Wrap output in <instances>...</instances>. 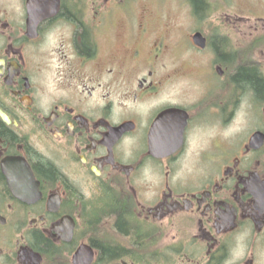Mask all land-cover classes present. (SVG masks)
Instances as JSON below:
<instances>
[{
  "label": "flooded vegetation",
  "instance_id": "af4514ba",
  "mask_svg": "<svg viewBox=\"0 0 264 264\" xmlns=\"http://www.w3.org/2000/svg\"><path fill=\"white\" fill-rule=\"evenodd\" d=\"M147 1L0 0V264H264V0Z\"/></svg>",
  "mask_w": 264,
  "mask_h": 264
},
{
  "label": "trees",
  "instance_id": "16d2710c",
  "mask_svg": "<svg viewBox=\"0 0 264 264\" xmlns=\"http://www.w3.org/2000/svg\"><path fill=\"white\" fill-rule=\"evenodd\" d=\"M197 10H202L204 6L203 0H192ZM236 81L242 85L251 86L258 96L264 95V84L253 70L241 69L236 75ZM115 207H121L114 203ZM107 206V205H106ZM98 212V211H97Z\"/></svg>",
  "mask_w": 264,
  "mask_h": 264
},
{
  "label": "rangeland",
  "instance_id": "374dc122",
  "mask_svg": "<svg viewBox=\"0 0 264 264\" xmlns=\"http://www.w3.org/2000/svg\"><path fill=\"white\" fill-rule=\"evenodd\" d=\"M138 3L139 4H144V3H149V2L147 0H138ZM172 4H173L172 2L164 1L162 5H165L167 9H171ZM240 137H242V136H240Z\"/></svg>",
  "mask_w": 264,
  "mask_h": 264
},
{
  "label": "water",
  "instance_id": "95a60500",
  "mask_svg": "<svg viewBox=\"0 0 264 264\" xmlns=\"http://www.w3.org/2000/svg\"><path fill=\"white\" fill-rule=\"evenodd\" d=\"M7 122H9V119L6 116H2Z\"/></svg>",
  "mask_w": 264,
  "mask_h": 264
},
{
  "label": "bare ground",
  "instance_id": "6f19581e",
  "mask_svg": "<svg viewBox=\"0 0 264 264\" xmlns=\"http://www.w3.org/2000/svg\"><path fill=\"white\" fill-rule=\"evenodd\" d=\"M107 200V199H106ZM105 202H107V201H105Z\"/></svg>",
  "mask_w": 264,
  "mask_h": 264
}]
</instances>
